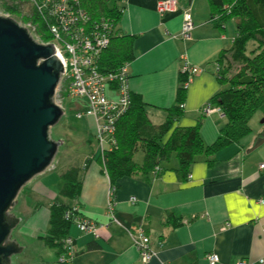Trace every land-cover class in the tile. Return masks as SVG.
I'll list each match as a JSON object with an SVG mask.
<instances>
[{"label": "crops", "instance_id": "crops-1", "mask_svg": "<svg viewBox=\"0 0 264 264\" xmlns=\"http://www.w3.org/2000/svg\"><path fill=\"white\" fill-rule=\"evenodd\" d=\"M159 1L121 3L124 11L120 29L123 34L136 36V58L128 66L130 89L142 98L152 122L161 125L176 102L185 61L201 68L202 72L191 79L186 89L184 116L179 123L191 128L204 115L212 97L222 90L218 58L232 47L235 22L229 25L231 32L227 23L223 28L214 25L209 0H178V13L160 17ZM188 9L194 27L191 38L183 40L179 37L182 13ZM257 114L264 116L258 111L251 126ZM225 124L226 117L220 111L206 114L201 128L204 143L213 144ZM263 132L262 125L254 128L241 143L221 149L211 164L205 153L198 155L190 167L192 180L178 175L175 155L147 175L121 178L117 182L113 218L107 210L110 179L98 160L101 148L105 151L110 145L106 149L105 145H98L96 151L89 145L91 151L85 158L66 169L81 167L83 184L78 204L84 217L98 229L97 234L83 233L71 226L73 264H210L209 255H218V264H237L241 260L258 264L264 257V204L260 202L264 199V173L259 170L264 163V144L251 149ZM87 159L90 161L86 165ZM143 160L144 155L135 161L142 164ZM53 178L38 175L27 187L28 195L47 198L49 204L44 209L46 222L35 229L41 235L48 229L50 207L55 202L67 203L60 195V175ZM131 197L137 201L130 202ZM19 219L21 226L24 221ZM22 229L19 231L24 235L26 229ZM140 233L149 237L150 249L155 253L148 263L142 261L134 245V237ZM50 262L54 259L44 263Z\"/></svg>", "mask_w": 264, "mask_h": 264}, {"label": "trees", "instance_id": "trees-1", "mask_svg": "<svg viewBox=\"0 0 264 264\" xmlns=\"http://www.w3.org/2000/svg\"><path fill=\"white\" fill-rule=\"evenodd\" d=\"M81 6L90 19L91 25L108 24L110 42L97 59V71L104 77L117 74L128 67L136 58L134 43L136 36L123 34L120 29L124 7L122 0H80ZM212 8L211 22L223 28L233 19L236 26L232 47L218 58V77L223 91L210 100L211 106L219 109L226 117V124L211 145L202 139L201 128L205 119L201 115L194 127H181L184 111L180 105L186 95L185 80L181 72L176 104L168 110L162 125L151 122L142 98L132 92V104L116 122L114 141L116 144L103 151L101 166L111 182L134 175H147L159 166L168 163L175 155L179 161L176 172L186 180L190 167L200 154H206L211 164L213 157L227 145L241 143L253 132L251 120L261 111L264 113V0H209ZM3 10L16 16L18 7L14 0H1ZM13 7V9H11ZM43 41L51 42L46 19L36 16ZM253 48L249 52V49ZM230 55V56H229ZM229 56V57H228ZM237 69L233 72L234 67ZM233 69V70H232ZM109 95V93L107 92ZM142 150V164L135 161L136 153ZM90 159L86 160V165ZM62 180L60 195L67 203L55 202L50 207L49 225L42 240L58 255L69 238L72 217L69 202L77 201L81 195L83 172L74 165L59 173ZM57 255V256H58Z\"/></svg>", "mask_w": 264, "mask_h": 264}, {"label": "water", "instance_id": "water-1", "mask_svg": "<svg viewBox=\"0 0 264 264\" xmlns=\"http://www.w3.org/2000/svg\"><path fill=\"white\" fill-rule=\"evenodd\" d=\"M63 72L53 45L0 15V264H12L24 250L12 239L21 222L12 213L18 195L48 171L61 146L51 128L64 115L54 101ZM263 144L264 134L253 150Z\"/></svg>", "mask_w": 264, "mask_h": 264}, {"label": "built area", "instance_id": "built-area-1", "mask_svg": "<svg viewBox=\"0 0 264 264\" xmlns=\"http://www.w3.org/2000/svg\"><path fill=\"white\" fill-rule=\"evenodd\" d=\"M14 5L19 9L17 19L10 17L9 14L4 17L14 19L36 42L53 45L57 57L62 62L64 72L54 97L55 104L64 109L65 96L83 98L86 100V106L80 109L77 117L82 118L86 115L98 118L96 135L99 143L101 141L104 145H108L107 141L113 142L116 122L120 115L131 106V89L125 68L117 74L106 77L97 71V59L110 42L111 34L108 24L91 25L80 0H14ZM176 8L177 0H165V2H158L157 5L161 15L174 13ZM38 15L50 22L48 33L52 37L51 42L43 41L40 36L41 24L38 26L35 22ZM185 16L188 20L191 18L189 14ZM188 20L184 22V29L190 32L192 24ZM185 25H187L186 28ZM182 72L194 75L199 70L191 68L185 62ZM52 166L48 170H51ZM260 169L264 172V164L260 166ZM131 201H136V198L132 197ZM261 203L264 204V200ZM108 212L113 217V209ZM67 214L70 216L78 214V208L74 207ZM75 218L79 220L77 227L81 232L96 231L92 221L82 216ZM149 244V237L143 233L134 237V245L145 263L150 262L155 256ZM63 246L62 253L57 256L59 260L45 264H73L75 256L73 240L69 237ZM208 261L210 264H218L220 259L218 255H209ZM258 262L264 264V257ZM237 264L250 263L241 260Z\"/></svg>", "mask_w": 264, "mask_h": 264}, {"label": "rangeland", "instance_id": "rangeland-1", "mask_svg": "<svg viewBox=\"0 0 264 264\" xmlns=\"http://www.w3.org/2000/svg\"><path fill=\"white\" fill-rule=\"evenodd\" d=\"M159 2H165V0H160ZM178 6L179 1L177 0V8L175 13H178ZM11 9H13V7ZM8 14L14 19H17L18 17L17 14L14 17L11 16V13H6V11L3 10V5L1 4L0 0V15L6 16ZM184 20H188V17L184 16ZM233 23V19L227 21V30L229 32H231V28L229 27V25H233ZM252 50L253 48L249 49V52ZM125 69L127 78L130 81L128 67H126ZM236 69L237 67L235 65L234 70L232 69L233 72ZM84 106H86V100H84L83 98L76 99L72 96H65L63 102L65 114L62 116L60 121L51 128L52 140L55 142H58V140H60L61 146L59 147L55 160L52 163L53 166L51 170H48L41 175L46 174L48 177H54L57 179L58 174L62 171H65L67 166L72 165L77 161L80 162L85 158L87 152L91 151V147L89 145H93V147H95V151L97 150L98 145H104L101 141L99 143L96 135V123L97 120L99 121V119L86 115H83L82 118L77 117V113ZM260 115L262 114L260 113ZM260 115L257 114L255 116V121L252 123L253 129L261 125L260 122L262 119H264V116ZM93 123L94 127L91 128V125ZM106 144H108V146H112V144L116 143L115 141H107ZM101 150L103 149L101 148ZM142 155V150H139L135 155V160L136 157L141 159ZM27 187L28 184L18 195L17 204L12 210V213L15 216H17L18 218L20 217L21 219L23 218L24 221L21 226H18L13 230L12 237L18 242V244H20L21 247L25 246L22 253L12 257V264H45L44 262L52 259H54V261H57L58 254L56 253V251L53 248L48 247L42 240V237L45 236L46 232H43V234L41 235L40 233H37L35 231L36 228L42 227V223H44V221L46 222V220L44 219V216H46V210L44 209L49 208V204L46 203L47 198H44L42 196L35 197L34 195H28ZM110 197L112 198L111 195ZM37 208L39 209L37 210ZM20 228H23L22 230L26 229L24 231L25 236L20 234Z\"/></svg>", "mask_w": 264, "mask_h": 264}, {"label": "bare ground", "instance_id": "bare-ground-1", "mask_svg": "<svg viewBox=\"0 0 264 264\" xmlns=\"http://www.w3.org/2000/svg\"><path fill=\"white\" fill-rule=\"evenodd\" d=\"M176 12V11H175ZM168 13V14H164V15H161L158 11H157V13H158V15L160 16V17H166V16H169V15H172V14H176V13ZM183 26H182V30H181V33H180V38L181 39H183V40H189L190 38H191V32H192V30H193V27H194V22H193V17H192V13H191V11H190V9H188V10H185L183 13ZM186 14H189L190 16H191V18L188 20V22L189 23H191L192 24V30L189 32L188 30H186V29H184V22H185V20H184V16L186 15ZM187 27V25H185V28ZM188 36H190L189 38H188ZM234 40H235V38H233ZM233 42V41H232ZM60 60V59H59ZM186 63H188L189 65H190V67L191 68H197L198 70H199V72L198 73H196V74H194V75H189V74H185V75H187V77L189 78L188 80H185V88L187 89V87L189 86V84L191 83L190 81H191V79L194 77V76H196L197 74H199V73H201L202 72V69L201 68H198V67H193L188 61H185ZM62 63V62H61ZM218 68H219V66H218ZM221 91H223V87H222V90ZM220 91V92H221ZM186 93H187V90H186ZM131 104H132V93H131ZM185 100H186V95H185V98H184V101L181 103V105H180V107H181V109L184 111V108H185ZM175 104H176V102H175ZM174 104V105H175ZM173 105V106H174ZM63 110V112H64V114H65V110L64 109H62ZM215 112H219V109H217V108H215V107H213V106H211V104H210V102L206 105V107L204 108V110H203V113H204V116L207 114V115H209V114H212V113H215ZM151 120V119H150ZM263 120V119H262ZM262 120H261V122H260V124L262 125V126H264V124H262ZM151 122H152V120H151ZM153 123V122H152ZM197 123V122H196ZM154 124V123H153ZM162 125V124H161ZM160 126V125H159ZM264 134V132L262 133V135ZM262 135L260 136V138L262 137ZM259 138V139H260ZM258 139V140H259ZM257 140V141H258ZM257 141H256V143H257ZM255 143V144H256ZM109 148H111V147H109ZM251 150H253V147H252V149ZM100 157L102 158V161L104 160L103 159V154L101 153V155H100ZM264 164V163H263ZM262 165V164H261ZM260 165V166H261ZM260 166H259V170H260V172H262V170L260 169ZM160 167V166H159ZM157 169H158V167H156ZM156 169V170H157ZM155 170V171H156ZM262 173H264V172H262ZM192 176L189 174L188 175V179L189 180H192ZM110 179V178H109ZM119 181V180H118ZM117 181V182H118ZM117 182L116 183H113V182H111V180H110V187H109V195H108V204H107V206H109L110 208H107V210L109 211V210H111V209H113V213L115 212V196H116V193H117ZM110 195L112 196V198L110 197ZM132 198V197H131ZM131 198H130V202H132L131 201ZM136 198V197H135ZM262 200H264V199H261L260 200V202L262 201ZM136 201H137V198H136ZM136 201H134V202H136ZM133 203V202H132ZM263 204V203H262ZM72 208H71V210L74 208V207H77L78 208V212L80 211L81 212V210H80V205L78 204V200L77 201H74L72 204ZM114 205V206H113ZM113 207V208H112ZM82 213V212H81ZM109 213V212H108ZM114 215V214H113ZM80 216H82L83 218H85L84 217V215H80ZM111 216V215H110ZM112 217V216H111ZM113 218V217H112ZM72 219V225L73 226H78V224H79V220L77 219V218H71ZM86 219V218H85ZM89 220V219H88ZM91 221V220H90ZM95 227H96V231L94 232L95 234H97L96 232H97V229H98V227H97V225L95 224ZM12 239H13V237H12ZM149 247H150V244H149ZM263 258V257H262ZM261 259V258H260ZM258 264H260L259 262H258Z\"/></svg>", "mask_w": 264, "mask_h": 264}]
</instances>
